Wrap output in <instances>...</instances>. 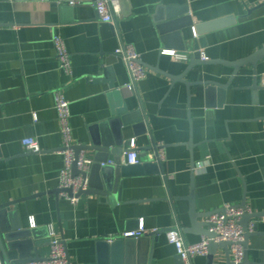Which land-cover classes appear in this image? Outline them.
Listing matches in <instances>:
<instances>
[{
    "label": "crops",
    "instance_id": "1",
    "mask_svg": "<svg viewBox=\"0 0 264 264\" xmlns=\"http://www.w3.org/2000/svg\"><path fill=\"white\" fill-rule=\"evenodd\" d=\"M71 1L0 0V204L19 200L0 209V244L6 245L1 228L16 212L22 230L35 231L30 240L41 258L50 254L51 226L69 264H98V240L120 238L142 221L152 236L134 244L124 264H183L166 232L178 225L187 243L203 236L188 229L191 193L200 222L225 204L264 214V57L237 69L218 62L264 46V0H118L113 24L100 21L94 0ZM54 34L69 53V73L59 66ZM193 39L201 40L204 63L189 67V59L160 53L189 52ZM120 44H131L147 68L134 87L114 54ZM57 91L69 101L73 146L88 142L90 126L116 119L110 129L123 136L118 158L134 148L141 163H156L153 146L161 144L156 171L121 178L114 194H81L75 203L59 197ZM25 137L36 138L40 151L26 150ZM82 152L94 160L93 150ZM115 159L108 153V161ZM250 224L257 233L248 238V259L264 264V215ZM229 259L217 247L211 264H233ZM192 264H208L207 256Z\"/></svg>",
    "mask_w": 264,
    "mask_h": 264
},
{
    "label": "built area",
    "instance_id": "2",
    "mask_svg": "<svg viewBox=\"0 0 264 264\" xmlns=\"http://www.w3.org/2000/svg\"><path fill=\"white\" fill-rule=\"evenodd\" d=\"M118 0H94L93 7L97 13L98 18L102 22L113 24L115 16L119 14ZM74 4L75 1L70 2ZM195 34V33H194ZM197 38V34L194 35ZM53 48L55 50L56 57L59 62L60 68L65 72H70V59L69 53L66 49L63 39L54 34L51 38ZM197 51L200 54V60H206V57L199 48ZM194 52L177 51L173 49H162L160 53L171 56L176 61L186 62L190 55ZM115 56H117L125 65L129 75V85L134 87L139 80L145 77L147 68L141 61L140 54L134 49L131 44H120L114 50ZM54 108L56 111V118L59 125V132L62 137V148L60 153L64 157L63 166L58 175V195L72 203L78 200V193L80 190H86L88 188V177H83L80 173L72 175V164L75 161L76 167L80 172H88L93 161L87 158L82 151L79 152L77 158L74 157L73 145L71 143V126L69 122L70 111L69 101L63 96L60 91L54 93ZM134 142H131V147H134ZM22 146L32 152H39L40 146L38 141L34 137H25L21 139ZM164 159V150L161 144H154L151 161L161 163ZM108 164H114L112 161H107ZM124 165H134L141 163L139 159V153L134 148L128 149L121 161ZM101 162V165H104ZM198 167L202 166V163L197 164ZM67 189H70L69 193ZM244 213V209L241 206H234L225 204L221 209L212 213L207 221L211 224L209 230L215 234L213 240L215 242L228 241L230 242V252L233 255V264H241L244 256V249L242 242L244 240V230L240 224L241 216ZM30 225L34 226V219L30 217ZM248 230H252L250 224ZM145 232L143 222L141 221L137 229L125 231L120 237L138 238ZM50 254L47 258L42 260H33L28 264H68V258L66 248L62 240L55 237V232L50 226ZM167 239L175 246L177 255L181 258L183 264H192V258L195 256H206L208 254L209 238L202 236L200 240L187 243L184 240L181 228L176 225L170 228L166 232ZM0 264H3V258L0 254Z\"/></svg>",
    "mask_w": 264,
    "mask_h": 264
},
{
    "label": "water",
    "instance_id": "3",
    "mask_svg": "<svg viewBox=\"0 0 264 264\" xmlns=\"http://www.w3.org/2000/svg\"><path fill=\"white\" fill-rule=\"evenodd\" d=\"M124 1V0H120ZM186 24L191 25V20L189 17L186 16L185 18ZM162 31L163 27H158ZM201 42V40H200ZM200 42L196 40H192V50L194 52L189 57V67L194 66L195 64L204 63L206 60H200V54L197 49L200 46ZM178 47L180 49H185V43L182 39L178 41ZM264 57V46L261 47L259 50L253 52L250 56L246 58H242L236 60L234 62H225L224 60H218L221 63H229L231 64L234 69H237L243 64L250 63L255 65V62L258 61L260 58ZM159 70V69H158ZM161 71V70H159ZM167 74V73H166ZM169 77L174 79H179L181 76L167 74ZM181 79V78H180ZM123 121V120H122ZM117 122L116 119H110L103 122H98L89 127V139L87 143L74 145V157L77 158L78 154L82 150H93L95 152V157L93 163L90 166V172H80L77 167L75 161L72 164V175L81 174L83 177H88V188L86 190H80L77 194L80 196L81 194H105L110 195L114 194L116 186L121 182V178L142 174L143 172H155L156 171V163H138L134 165H124L121 163V159L118 157L122 152V145H123V136L120 131H111L110 127H114V124ZM112 127V128H113ZM128 151V150H126ZM112 153L115 155L114 164H108V153ZM101 162H104V165H101ZM70 193L71 190L67 189ZM59 192V190H57ZM41 193H36L31 196H27L22 199H28L30 197H36L42 195ZM188 201H190V211H189V218H190V226L188 227L189 231L197 232L209 238L208 244V254L207 262L211 264L212 262V255L214 254L217 247H223L229 259V246L230 242L228 241H221L215 242L213 240L215 234L209 230L211 224L206 222L198 221L200 218V213L196 211L195 205L193 202V196H188ZM19 200H13L7 203L0 204V209L8 205H16ZM244 209V213L241 216L240 224L244 230V240L242 242L243 249H244V256L241 264H258L252 262L248 259L246 247L248 238L257 233L256 225H252V230L249 231V220L252 217H258L264 215L262 213H249L246 210L245 204L240 205ZM216 211V210H215ZM215 211L206 212L204 215L207 219L208 217L214 213ZM4 212L1 211L0 214ZM264 213V212H263ZM11 219V225L6 228H1L2 237L6 241V245L4 246L2 243L0 244L1 255L3 258V262L5 264H10L11 262L16 263L20 259H28L29 262L33 260H42L45 258H41L36 248L33 246L32 241L30 240L31 236H35V231L32 229H24L22 230L20 223L18 222L17 213L10 212L9 213ZM185 231V230H184ZM151 237L152 234H145L143 233L138 238L127 237V238H115L108 241V239H101L98 240L96 243L97 250H98V264H124L126 263L129 258L133 257L134 251V244H139L143 237ZM39 244V243H37ZM36 244V245H37ZM34 250V256H30V252ZM29 257V258H28ZM180 258V257H179ZM229 263H233L229 259ZM69 264V262H68Z\"/></svg>",
    "mask_w": 264,
    "mask_h": 264
}]
</instances>
